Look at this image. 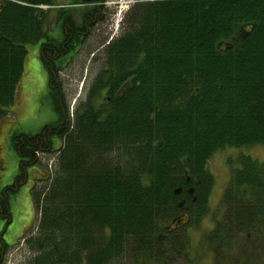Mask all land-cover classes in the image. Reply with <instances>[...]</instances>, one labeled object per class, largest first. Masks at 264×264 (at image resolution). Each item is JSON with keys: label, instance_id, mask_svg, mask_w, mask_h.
<instances>
[{"label": "trees", "instance_id": "obj_1", "mask_svg": "<svg viewBox=\"0 0 264 264\" xmlns=\"http://www.w3.org/2000/svg\"><path fill=\"white\" fill-rule=\"evenodd\" d=\"M106 1L66 0L83 7L75 17L55 0H0V118L34 43L56 114L37 134L12 136L20 165L0 198L8 223L7 193L39 154L55 153L53 172L30 190L38 215L21 264L191 261L182 227L207 212V161L226 148L264 146V0H136L119 34L101 41V67L70 113L58 74L103 21ZM51 21L59 39L48 35ZM227 163L224 213L203 236L213 264H231L223 257L236 248L244 262L247 246L264 243V162Z\"/></svg>", "mask_w": 264, "mask_h": 264}, {"label": "rangeland", "instance_id": "obj_2", "mask_svg": "<svg viewBox=\"0 0 264 264\" xmlns=\"http://www.w3.org/2000/svg\"><path fill=\"white\" fill-rule=\"evenodd\" d=\"M66 3V0H55L57 8L67 6L73 14L83 9L82 6ZM43 8L47 9L48 6ZM124 8V0H107L104 5L103 21L91 28L81 48L61 71L59 80L70 113L76 103L84 98L87 87L101 67V41L103 38L110 40L119 34L121 18L127 10ZM48 28V35L59 39L60 31L57 28L54 29L52 21L48 24ZM26 51L23 72L16 86L14 100L5 108L6 114L0 118V191L15 182L19 170V156L12 146V136L15 133L37 134L44 125L52 123L56 118L47 97L48 73L39 57L41 51L39 43L27 44ZM53 143L58 148L61 140L54 137ZM240 155L264 162V146L226 148L212 155L207 161V169L213 177L207 212L198 223H189L182 227L186 231L190 244L189 259L191 261L179 259L165 264H213L211 263L213 250L204 245L206 243L203 241V236L214 230L216 222L222 219L224 210L221 198L230 178L227 160ZM54 157L55 153L39 154L38 164L27 168L25 181L16 187L17 190L7 193L10 222L8 223L7 219L0 214V245L2 243L10 245L1 255L4 264H21L27 259L28 252L23 240L30 233H34L38 215L31 202L30 190L34 184L35 188H40L44 183L37 181L32 185L35 179H44L47 174L53 172ZM262 244H257V247L255 244L256 248L247 246L243 251L246 257L244 262H241L240 256L237 255V248L223 258L231 264H263L264 243Z\"/></svg>", "mask_w": 264, "mask_h": 264}, {"label": "flooded vegetation", "instance_id": "obj_3", "mask_svg": "<svg viewBox=\"0 0 264 264\" xmlns=\"http://www.w3.org/2000/svg\"><path fill=\"white\" fill-rule=\"evenodd\" d=\"M80 14H81V12H79V13H77V14L74 13V16H75V17H79ZM69 39H70V37H69ZM46 49L50 51V48L47 47ZM41 50H42V49H41ZM40 55H41V51H40L39 56H40ZM44 58H45V57H44ZM45 60L48 61L47 59H45ZM51 68H52V67H51ZM60 73H61V71H60ZM60 73L58 74V79H59V75H60ZM15 184H16V182H14V183L11 184V185H15ZM4 189H5V188H2L1 191H0V198H1V194L3 193ZM15 189H16V188H15ZM16 190H17V189H16ZM181 190H184V192L187 193V194H189V195L193 194V191H194L193 187H191V186H187V187H185L184 189H181ZM183 215H186V214H183ZM182 217L185 218V219L187 220V217H188V216H182ZM9 222H10V221H9ZM257 232H258V230H257ZM261 234H262V240L264 241V230L261 231ZM247 237L250 238V237H251V233H248V234H247ZM8 247H10V245H7V244H5V243H2V244L0 245V260H1V259L3 260V256H1V255L4 254V253L6 252V250L8 249ZM211 263H213V256H212ZM263 264H264V263H263Z\"/></svg>", "mask_w": 264, "mask_h": 264}, {"label": "built area", "instance_id": "obj_4", "mask_svg": "<svg viewBox=\"0 0 264 264\" xmlns=\"http://www.w3.org/2000/svg\"><path fill=\"white\" fill-rule=\"evenodd\" d=\"M132 1H134V0H126V2H125V6H126L129 2H132Z\"/></svg>", "mask_w": 264, "mask_h": 264}, {"label": "water", "instance_id": "obj_5", "mask_svg": "<svg viewBox=\"0 0 264 264\" xmlns=\"http://www.w3.org/2000/svg\"><path fill=\"white\" fill-rule=\"evenodd\" d=\"M179 192V189L175 190V193H178Z\"/></svg>", "mask_w": 264, "mask_h": 264}]
</instances>
